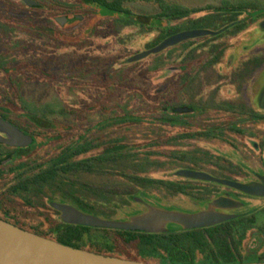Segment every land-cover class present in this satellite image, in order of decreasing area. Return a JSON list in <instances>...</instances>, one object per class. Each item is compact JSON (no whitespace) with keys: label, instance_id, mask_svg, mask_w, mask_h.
<instances>
[{"label":"rangeland","instance_id":"374dc122","mask_svg":"<svg viewBox=\"0 0 264 264\" xmlns=\"http://www.w3.org/2000/svg\"><path fill=\"white\" fill-rule=\"evenodd\" d=\"M39 4L38 7H29L22 0H8L0 2L1 12L6 16L0 17V21L12 25L14 32L11 38L1 36L0 53L4 63H8L4 68H0V107H8L12 112H28L38 116L46 117L58 125L56 140L47 143L38 152L43 155L46 149L56 151L61 145L76 141L79 134L88 129L94 128L98 123L113 116L112 109L125 102V99L133 95L141 98L146 95V99H140V106H144L149 101V95H160L166 99V104L178 106L183 100L178 85L181 65V51L179 48L164 54H152L147 58L129 62L134 56L147 52L160 43L162 37L160 30L156 28L147 30L138 24L135 17H128L123 14L108 11L98 5H82L79 0H33ZM169 3L178 4L187 8H207L221 7L224 1L232 4L239 2H253L257 7L264 6V0H166ZM46 7L40 11H34L36 8ZM12 6V7H11ZM14 6V7H13ZM126 6L135 14L151 16L159 13L160 9L154 0H130ZM60 10V11H59ZM211 12H204L193 15L190 21L202 20L210 16ZM61 18H68V23L64 26L58 21ZM76 18L80 23H73L70 19ZM129 21L133 24L123 23L118 26L116 23ZM187 21V22H190ZM79 24V25H78ZM185 24V21L174 23L173 26ZM220 23L209 20L201 21L197 24L184 25L178 29L179 33L190 30H206L216 32ZM82 28L87 34H91L85 44L73 48L72 38L76 27ZM171 24L166 23L164 27ZM251 26V25H250ZM161 29V28H160ZM51 30V32H50ZM235 40H229V45L240 43L236 50H228L226 64H233L232 56L236 51V57H242L244 52L243 45H250L257 38H264L258 24H253L249 30H240ZM91 32V33H90ZM67 36V37H66ZM223 41V40H222ZM202 42L193 50L188 52L190 59L196 60L193 64L198 65L210 52L212 44ZM216 42H221L220 40ZM256 47V45L252 46ZM173 48H170L172 50ZM195 49L199 51L195 52ZM169 50V51H170ZM197 58H200L198 61ZM91 65L90 70L79 75V68L82 64ZM159 61V62H158ZM115 64V65H114ZM157 68V69H156ZM101 69L100 74L104 79L94 83L91 77L95 72ZM211 70V71H210ZM217 69H208L206 72L198 75V81L195 84L194 92L206 97L204 103L206 106L213 105L212 97L216 100H222L227 97L235 96L231 94L232 88L220 87L219 80L226 81L227 78L220 77ZM85 76V77H84ZM226 79V80H225ZM264 81V77L262 78ZM107 82L108 85L99 84ZM191 91V90H189ZM188 91V93H189ZM258 95V92L256 91ZM136 102V103H137ZM135 104V103H134ZM138 104V103H137ZM206 117L198 119V123H206ZM257 130V129H256ZM179 128L159 125H133L126 129L123 127L109 126L108 128L88 132V138L94 143L97 138H101L102 143L108 138H122L123 136L129 142L148 141L157 137L165 140H171L178 135ZM230 140H233L230 138ZM96 144V143H95ZM235 145L240 147V152L229 151L223 142L203 140H187L185 142L171 141L164 147L167 151L176 150L177 153L199 150L213 155H218V160L205 158L200 162L193 164L205 169L218 179H230V175L237 173L236 163L238 156L245 160L256 169L258 157L252 151L245 138H237ZM212 147H217L226 152V159L220 157L221 153H212L208 151ZM98 152L92 153L96 155ZM189 162V161H188ZM187 162V163H188ZM191 163V162H190ZM192 164V163H191ZM192 164V165H193ZM186 165L177 164L168 159L166 161L164 176L157 175L165 180H183L191 181L177 174ZM240 173H244L240 169ZM239 174V175H241ZM213 176V177H214ZM242 176V175H241ZM120 177V176H119ZM117 176L105 175L102 172L95 174H80L78 181L87 183L94 188L108 190L109 192H121L122 194L133 193L138 198L136 187L125 186L121 178ZM198 181V180H197ZM192 183L197 185H206L204 182ZM244 184H247L243 182ZM217 191L225 190L224 186L215 187ZM149 198L146 206L133 200L131 208L126 212L148 210V206L165 208H174L176 211L195 213L205 210L207 205L201 204L200 200L193 199L186 195H172L166 191L150 189L147 194ZM237 201V200H236ZM246 206L243 211L264 208V197L258 196L245 200ZM239 202V201H238ZM242 203V207H243ZM171 210V209H170ZM126 213H118L115 220H127L131 216ZM140 213V212H139ZM224 213V212H223ZM37 214V213H36ZM138 214V213H137ZM226 214V213H225ZM39 215V213L37 214ZM136 215V214H135ZM45 216V215H44ZM43 216V218H44ZM41 220V219H40ZM39 221V219H36ZM255 229L262 231L260 242H256L254 237H249L240 247L239 252L244 257L248 253L256 252L255 258L264 259V210L259 211L255 217ZM174 226L168 225L171 230ZM251 234V233H250ZM197 250V249H196ZM195 250L196 262L201 263L209 258V250L201 252ZM157 262V261H156Z\"/></svg>","mask_w":264,"mask_h":264},{"label":"flooded vegetation","instance_id":"af4514ba","mask_svg":"<svg viewBox=\"0 0 264 264\" xmlns=\"http://www.w3.org/2000/svg\"><path fill=\"white\" fill-rule=\"evenodd\" d=\"M260 8L261 18L257 21L245 16L239 19L229 16L222 22L224 27H221L220 30L225 29L223 32L218 33L219 30H217L215 35L190 39L177 45L182 52L180 54L182 60L179 68L181 74L179 76L178 85L183 94V100L178 106L168 104L167 108H165V114L168 119L166 126L179 128L177 135L180 137V140H178L179 142H185L187 140L196 141L197 139L203 140L204 138L210 142H223L229 151L232 150L238 153L240 152V147L235 145L234 142H236L237 138H245L252 148V151L257 154V167L254 169L244 157L238 156L239 160L235 162L238 167L236 168L237 173H233L228 177L232 179L231 181L239 183L245 182L247 184L257 183L264 187V81H261L264 77V38H257L250 45H243L244 52L246 53L242 55V57H236L237 53L235 51L232 56L233 64H226L228 50H236L238 45H240V43L229 45L228 41L230 39L235 40L241 35L243 32L241 33L240 30H250L252 25L257 23L259 28L264 31V6ZM242 21H245L246 26ZM218 40L221 42H216ZM209 41H211L212 47L209 50L210 52L205 56L206 58L198 65L193 64L196 60H191L190 55H187L188 52L197 47L196 45ZM254 45H256V47H252ZM170 48L163 52L170 53L175 50H170ZM196 51L199 50L195 49V52ZM197 59L198 61L201 60L200 58ZM215 68L217 69L216 71H219L220 77L227 78V80L225 79L226 81H223L224 79L219 80L217 84L222 88H232L231 94H235V96L216 100V92L215 97H212L214 101L213 105L210 107L206 106V103H204L206 97L196 94L193 90L198 81V75L206 72L208 69ZM179 110L182 111L180 112ZM202 117H206V123H198L197 120H202ZM173 118H178V125L175 126L170 122ZM0 119L14 127L18 131L16 135L23 133L25 136L32 138V143H27V140H21V145L0 143L1 220L19 228L20 226L27 227V230H23L31 232L33 226H39L44 223V215L47 216L49 214L58 221L61 219V213L53 208L52 203L73 206L84 212L73 201L69 199L63 200L60 196H135L134 194H122L121 192L106 193V190L91 193L89 192V184H81L78 181V176L80 174L90 175L88 161L91 157H95L103 151L104 147L100 145L105 142L102 143V141H99L97 144L94 142L93 144L95 147L92 152H90L89 147L86 146L84 152L78 154L75 152L78 148L79 137H77L76 141L61 145L58 150L54 152L46 149L43 155H39L38 152L42 147H46L45 145L47 143L59 138V136H55L58 131V125L56 123L46 117L38 116L33 113L24 111L15 113L5 106L0 107ZM49 124H52L53 128H47L46 126ZM117 126L120 127V123H118L116 127ZM0 134L2 133L0 132ZM16 135H9L4 138L8 141L17 142V140L20 139L19 136ZM230 138L233 140H230ZM116 139L120 140V137ZM85 140L90 142L88 135ZM197 151L200 152L199 150ZM208 151H213L212 153L220 152V157L226 159V152H223V150L217 147H212V149H208ZM95 152H98V154L92 156L91 154ZM202 154L203 157L207 159L213 158L218 160L219 157L216 154L213 155L206 152H202ZM79 161H85V168L81 170L70 169L71 165ZM56 165H58V167L54 168ZM191 166L194 168L192 171L203 172L214 176L199 166L194 164ZM51 169H59L61 177H47V174L52 171ZM183 169L187 170L185 167H183ZM240 169H243L244 173L241 174ZM96 172L100 171H94L93 174ZM116 174L117 177H119V171H117ZM214 177H218V175ZM190 180V182L194 181V179ZM63 182L68 183L71 188L74 186L77 191H65V188L61 186ZM224 187L226 188L225 190H216L212 195L206 196L204 202L201 201L200 203L208 205L219 197H228L237 200L245 205L236 209L222 210V212L235 215L236 217L233 221L240 220L242 224H219L202 229L219 228L234 230V235L230 237L232 245L236 247L235 254L238 261L250 260L251 262L244 263H253L252 261L255 259L256 262H258L262 259L255 258L256 252L248 253L247 256L244 257L242 253L239 252V249L249 235L250 238L254 237V240L259 244L262 231L255 229L256 227L252 223L254 222L255 215L259 211L264 210V208L243 211V208L247 204L245 200L258 196L247 195L233 188ZM98 189L101 190V188ZM47 196H55V200H49ZM144 197L145 201L148 203L149 198L147 194H145ZM261 197H264V195ZM140 203L143 206L147 205V203ZM137 212L141 213V211ZM36 213H39V215ZM36 219H39V221H36Z\"/></svg>","mask_w":264,"mask_h":264},{"label":"trees","instance_id":"16d2710c","mask_svg":"<svg viewBox=\"0 0 264 264\" xmlns=\"http://www.w3.org/2000/svg\"><path fill=\"white\" fill-rule=\"evenodd\" d=\"M2 1L4 0H0V2ZM129 1L130 0H79L82 5L95 4L114 13L123 14L128 17H135L141 27L149 31L155 28L160 30L162 41L179 33L178 29L186 24L198 25L201 21H207L210 19L212 22L221 24L218 29L219 33L225 30H220V28L224 27L222 22L229 16L238 19L245 16L253 18L254 21L261 18V8L257 7L253 2H239L238 4H232L229 1H224L221 7L191 9L178 4L169 3L166 0H154L159 6V13L151 16H143L133 13L126 6V3ZM8 2L14 5L13 2L11 3V0H8ZM45 7L46 4H43L42 8H36L34 11H40ZM1 10L2 7L0 6V17L6 16ZM204 12H211L213 14L202 20L190 21V18L193 15H198ZM70 21L73 23H80L76 18H72ZM180 21H185V24L173 26L174 23ZM123 23H128L130 25L133 24L129 21L122 23L115 22L118 26L123 25ZM166 23L171 24V26L167 28L164 27ZM242 23L246 26L245 21H242ZM13 32L14 29L12 28V25L0 21V42H3L1 36L11 38ZM90 35L91 34L84 32L79 26L74 28L73 34L69 36L72 38L73 48L85 44V41L88 40ZM177 48L178 46L173 47V49ZM2 54L4 53H0V68H4L8 64L6 62L4 63V56L1 57ZM159 54H164V52ZM88 65L91 64L88 63L87 59L86 63L80 66L79 75H81V77L83 76V73L91 69V66ZM4 69L9 71L7 68ZM100 72L101 69L95 72V76L91 77V79L95 81L94 83H97L96 81H99L98 79H100V81L104 79L102 75L103 73L100 74ZM99 84L108 85L109 83L100 82ZM141 98L145 100L146 95H141ZM141 98H139L138 95H133V97L130 96V98L125 99V102L118 105L117 108L111 110L113 113L111 118H107L103 122L94 126V128L88 129L84 133L79 134L78 148L75 152L78 154L83 153L86 146H88L89 151L92 152L95 145L90 139V142L85 140L88 132H93L95 130L99 131L108 128L109 126H116L118 123H120L121 127L126 129L133 125L143 126L148 124L165 127L168 122L165 114V108H167L165 102L166 99L160 95H149V101L144 103L145 105L142 107L140 106L142 102H137ZM170 122L175 126L179 123L178 118H173ZM46 127L53 128V125L49 124ZM178 140H180L179 136H174L171 140L157 137L148 141H136L131 143L124 136L120 138V140L114 137L108 138V140H105L104 144L100 145L104 147L103 151L100 152L99 155L89 159V172L90 174H93L94 171H100L105 175L114 177L117 176L116 172L119 171L122 184L125 186L136 187L135 194L141 197L148 194L150 189H154L158 191H166L175 196L186 195L204 202L206 196L215 193V187H220V184L204 182L206 185H197L189 181L165 180L159 178V176L157 177V175L164 176L163 173L165 172L166 161L168 159L177 164L186 165L185 168L190 171L194 169L191 166L194 159L195 163L203 160L201 157L202 152H198L197 150L181 153H177L176 150H165L164 147L166 146V143L169 144L171 141L177 143ZM99 141H101V138H97L94 142L97 144ZM84 163L85 161L74 163L70 166V169L81 170L85 168ZM57 167L58 165L54 166V168ZM51 170L52 171L47 174V177H61L59 169ZM179 171H177V173ZM61 186L65 188V191H77L74 186L71 188L66 182H63ZM89 192L97 193L102 192V190L90 186ZM105 192L108 193L109 191L107 190ZM110 192L114 193L113 190ZM47 197L49 200H55V196ZM60 197L63 200L69 199L73 201L85 213L103 219L114 220L118 213H126L131 208V202L137 198V196ZM168 209L175 210L172 207H169ZM137 213V211H131L126 214L130 216ZM43 221L44 223L42 225L33 226L31 232L54 240L65 246L87 250L104 256L118 257L124 260L149 264H233L251 262L250 260L238 261L235 254L236 247L232 245L230 237L231 235H234V230L232 229L209 228L185 231L179 226L172 225L174 228L171 230L169 229L166 233L153 234L140 231L132 232L70 225L64 223L62 219L58 221L49 214L44 216ZM235 224H242V222H240V220L233 221L232 219L221 225ZM20 228L28 229L23 226H20ZM196 249L201 252L211 250L209 258L201 263L196 262ZM252 262H256V260L254 259ZM258 262H264V260L262 259Z\"/></svg>","mask_w":264,"mask_h":264},{"label":"water","instance_id":"95a60500","mask_svg":"<svg viewBox=\"0 0 264 264\" xmlns=\"http://www.w3.org/2000/svg\"><path fill=\"white\" fill-rule=\"evenodd\" d=\"M29 7H38L39 4L33 0H22ZM62 26L68 23V18L58 20ZM216 32L206 30H190L175 34L153 49L129 59V62L141 61L152 54H159L164 50L179 45L190 39H196L215 35ZM180 112L182 110H179ZM0 143L21 145V140L32 143V138L25 136L9 123L0 119ZM9 135L19 136L17 142L8 141L4 137ZM27 145V144H25ZM179 176L198 181L214 182L223 186L233 188L251 196H263V185L243 184L226 179H218L209 174L190 170H181ZM142 202L143 199L135 198ZM53 208L61 213L64 223L70 225L87 226L98 229H111L121 231H140L146 233L160 234L168 231V225H176L185 231L196 230L216 226L234 219L235 215H229L222 210L236 209L242 206L232 198L219 197L209 203L205 210L188 213L148 206V210L131 216L127 220L103 219L92 214L78 210L65 204L52 203ZM0 264H149L124 260L118 257L104 256L87 250H81L62 245L54 240L42 237L32 232L23 230L0 219ZM233 264H264V262L233 263Z\"/></svg>","mask_w":264,"mask_h":264}]
</instances>
